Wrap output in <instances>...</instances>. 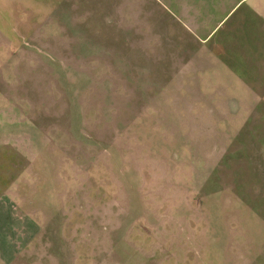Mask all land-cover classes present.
I'll list each match as a JSON object with an SVG mask.
<instances>
[{
  "label": "rangeland",
  "instance_id": "1",
  "mask_svg": "<svg viewBox=\"0 0 264 264\" xmlns=\"http://www.w3.org/2000/svg\"><path fill=\"white\" fill-rule=\"evenodd\" d=\"M5 185L38 264H264V0H0Z\"/></svg>",
  "mask_w": 264,
  "mask_h": 264
},
{
  "label": "crops",
  "instance_id": "2",
  "mask_svg": "<svg viewBox=\"0 0 264 264\" xmlns=\"http://www.w3.org/2000/svg\"><path fill=\"white\" fill-rule=\"evenodd\" d=\"M0 190V264L40 263L46 257V244L38 240L43 229L30 219L38 214L21 210L9 185Z\"/></svg>",
  "mask_w": 264,
  "mask_h": 264
}]
</instances>
